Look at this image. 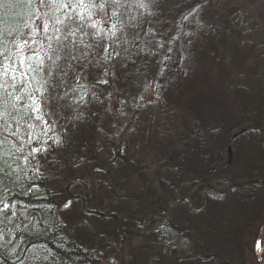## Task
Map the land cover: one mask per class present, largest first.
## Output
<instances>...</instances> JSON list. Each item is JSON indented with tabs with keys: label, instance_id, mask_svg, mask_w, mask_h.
Instances as JSON below:
<instances>
[{
	"label": "snow or ice",
	"instance_id": "6c2138e0",
	"mask_svg": "<svg viewBox=\"0 0 264 264\" xmlns=\"http://www.w3.org/2000/svg\"><path fill=\"white\" fill-rule=\"evenodd\" d=\"M207 3L193 0L165 30V0H0V264L49 260L18 243L31 216L21 197L38 196L37 179L85 129L108 141L134 131L132 118L161 99L210 27ZM22 176L29 183L19 190ZM252 250L264 264V234Z\"/></svg>",
	"mask_w": 264,
	"mask_h": 264
},
{
	"label": "trees",
	"instance_id": "16d2710c",
	"mask_svg": "<svg viewBox=\"0 0 264 264\" xmlns=\"http://www.w3.org/2000/svg\"><path fill=\"white\" fill-rule=\"evenodd\" d=\"M166 1H168L169 7L165 6L161 22L165 30L169 28V25L164 23V20L171 22L173 17L178 19L180 11H186L188 7L193 5V0H171L172 3H169V0ZM186 4L188 6H185ZM232 4L233 2L229 6H232ZM225 9L220 4L215 7V5H211L208 2L203 10L206 16L203 14L202 18L210 27H205L199 33L200 36L205 38L203 40L205 42L201 44V47L205 45L206 49H209L211 52L210 61L215 71L219 72L220 75H223L222 61L219 57L220 50L222 47H230L232 44L230 38L235 31L229 26V19L232 24L233 21L227 16ZM227 9L230 10L229 8ZM211 31L212 35H210ZM194 42L188 46L190 51L195 47ZM198 60L190 52L186 68L183 64L174 66L172 75L169 81L165 83L161 96V99H163L168 97V95H172V97L178 95L179 108L176 112L168 111V116H172L173 120L168 127H165L162 134L171 131V133L176 134L179 141H174L170 144H167V142L161 144L160 141L157 144V141H148L146 147L149 149V153L145 157L144 162L149 163L150 159L152 161V156L157 154L154 162L157 163L158 167L153 166L155 171L150 175L153 176L152 182L158 187L157 193L162 192L170 200H180L181 206L188 204L186 203L188 200L194 202L197 197L201 200L197 202L198 207L196 205L191 208L190 213L199 217L198 220L203 219L202 231L204 235L213 236L211 239L214 240L213 244L216 246V250H211L214 245L207 244L204 245L207 248L206 251L194 252L191 250L189 256L192 253L193 256L199 257L201 261L198 260V264H245L246 261L244 262V260L248 259L247 257L252 251L251 238L254 237V234H257V228L264 223L260 216L261 213H259L261 211L260 205L263 206L264 204V158L253 159L251 156V150H255L252 152H258V157H260V154L264 157V105L259 100L255 102L256 104L253 107L246 106L247 103L245 102L244 108H242L244 113H241L239 120H237V115L233 109H223L225 100L232 96L230 91L226 89L227 86L222 84L219 87L212 88L213 90L211 91L207 90L205 83L209 74L201 72L199 66L195 65L194 62ZM184 71L188 72L187 76L183 74ZM195 73L197 77L194 78ZM262 98H264V95ZM262 101L264 103L263 99ZM153 109L150 107L145 110V112L150 111L152 113L147 121L141 119V112L132 118L129 124L138 126L133 132L129 133L127 138L135 137L141 130L145 132L149 121L158 119L157 111H151ZM144 124L146 125L142 128ZM214 125L219 126L217 130L214 129ZM157 128L155 127L156 130H158ZM253 129H259V131H254ZM231 132H235V135ZM226 134L228 136L225 138ZM242 136H244L243 145L246 147L244 151L246 160H244V152L240 153L239 158L243 161H240L236 171H232L233 175L228 176L221 184L226 188L221 190L224 193L223 195L218 193L220 192L219 190L211 189L210 191V185L216 186L221 183L218 172L225 170L227 160H229L227 158L228 145L234 146ZM96 137L101 136L85 129L78 134V139L69 145L68 153L73 154L76 146L77 151L75 153L78 155L83 153L89 143L98 141ZM165 139H168V137L165 136ZM252 147L254 149H251ZM134 160L136 163L139 162L135 158ZM139 167L138 169L137 167L133 168L131 174L138 173L142 179L144 173H142L141 166ZM239 167L244 169L239 170ZM151 168L150 166L149 169ZM67 169V171H64L63 179L54 188L50 186L47 180L48 177L44 173L36 181L40 185L38 196L36 198L32 196L21 197L25 202H31V207L29 208L31 216L29 221H27L29 227L25 228L22 225L24 235L18 243L25 249L24 254L28 256L33 251L31 248L33 244L39 247L42 253L47 250L49 260L43 262V264H100V260L104 256V249H116L115 247L120 244H126L131 233L136 232L133 220L135 217L134 213L140 210L137 208L132 213L131 208H126L128 219L122 220L117 214V210H114L117 207V204H115L111 206L112 208L105 215L102 210L105 205H101L104 203H94L92 201L93 198L89 197V193L81 194L78 188L71 186L75 179L70 181L69 168ZM185 181H189L192 184L197 182V184H194L191 188L180 187V185L186 183ZM28 183L29 180L24 179L22 176L20 184L16 187L19 190H23ZM201 187L205 188L203 190L208 189L205 198H201ZM146 192L148 193V191ZM141 193H143L141 194L143 198L140 201L147 205L153 197L149 194L150 199H146L144 189ZM226 195H230V197H227L224 200L225 203L222 204L227 205V203H230L237 207V204L241 203L240 207L244 211L241 212L242 215H238V219L234 222L228 218H223L219 221L216 219V223H212L210 218L205 219L208 212L213 214L217 204L215 199L220 200ZM62 200L63 202L72 200L73 205H78L77 210L81 216L75 219L70 217L66 218L67 220H63L60 215ZM197 208L200 210L197 211ZM87 218L97 223L95 229L93 228L94 230L89 227L92 236L95 238V246L80 241L78 234L75 233L77 228H85L88 225V221H85ZM252 221L253 224L250 227L249 225H251ZM174 224L175 220L173 219L170 223H165L163 229L160 230L159 228L157 231H152L150 237L153 238L154 242L152 245L155 248L152 251L154 252L152 255L154 259L149 256L145 257L144 259L149 261L145 264H164L167 262V257H169L166 254L167 252L163 255L161 254L162 251H160L163 249V241L171 238L174 234L177 235V233L185 235L188 230L185 225L180 230H177ZM256 224L258 227H256ZM174 228L173 233L167 231ZM199 230L200 226L197 231ZM131 238L136 237L132 236ZM110 239L112 240L110 241ZM170 240L173 243L175 239L173 240L172 238ZM196 242L199 243L197 240ZM218 242L222 243L223 246L218 245ZM200 246L203 247V244ZM169 249L170 247L167 251ZM132 252L134 253L133 250ZM53 258L55 259L53 260ZM107 259L109 264H117L116 261L112 260L111 256ZM140 259L142 261V258Z\"/></svg>",
	"mask_w": 264,
	"mask_h": 264
},
{
	"label": "rangeland",
	"instance_id": "374dc122",
	"mask_svg": "<svg viewBox=\"0 0 264 264\" xmlns=\"http://www.w3.org/2000/svg\"><path fill=\"white\" fill-rule=\"evenodd\" d=\"M208 2L211 5H215V7H218L220 4L221 7L226 8L225 13L233 21L232 24L229 19V26L235 30L232 37L230 38L232 41L230 47H222L220 50L221 52L219 57L222 61L223 75H220V73L215 71L213 68L214 66L210 61L211 52L209 49H206L205 45L201 47V44H204L205 42L203 41L205 39L203 36L198 34L195 37V47L194 49H191L190 52L192 55H194L195 59H199L194 63L196 66H199L200 71L209 74L206 77L207 82L205 83L207 90L211 91L213 90L212 88L219 87L222 84L227 86L226 89L230 91L232 96L225 100L223 109H233V111H235L234 113L237 115V120H239L241 113H244L242 108H244L245 102L247 103L246 106L253 107L256 104L255 102L259 100L260 103L264 105L262 101V99L264 100V98H262L264 95V0H210ZM231 2H233V4L232 6H229ZM169 3H172V1L169 0ZM165 4V6H168V1L165 0ZM185 6H188V4ZM203 14L204 12H202L201 15ZM204 15L206 16V14ZM212 34L213 33L211 31L210 35ZM195 77H197L196 73L194 74V78ZM177 97L178 95L176 97L168 95V97L160 99L154 106H152L154 109L151 111H157L158 119H152L151 122L149 121L145 132L141 130L135 137L127 138L129 133L133 131H126L122 139L113 141H108L104 137H96L98 141L89 143L87 149L84 150L83 153L79 155L75 153L77 151V146L73 154H69L67 149V151L63 153L61 157H55L57 162L54 165H48V171L45 172V175L48 177L47 180L52 188L60 183V180L64 177V171H67V168H69V176H71L70 181L75 179L71 186L78 188L81 194L85 195L89 193V197L93 198L92 201L94 203H104L101 205H105L102 208L105 215L108 214V211L112 208V205L117 204V207H115L114 210H117V214L122 220H127L128 217L126 216V208H131L132 213L135 212L137 208H139L140 211L134 213L135 217L133 219L136 232L131 233L126 244L122 243L115 247L116 249H104V256L100 260V264H109L107 258H110V256L112 260L116 261L117 264H145L149 262L144 258L147 256L153 258L152 255L154 252L152 251L155 249L152 246L154 242L153 238L150 237V234L152 231H157L159 228L160 230L163 229L165 223H170L173 219L175 220L174 225L176 226L175 228L177 230H180L183 225H185L187 227L186 229L188 230L185 235L177 233V235L174 234L171 238L165 239L163 241V249L160 250L162 251L161 254L164 255V253L167 252L166 254L169 256L167 257V262L164 264L190 263L191 261H189V255L191 250L194 252L206 251L207 248L204 245H214V240L211 239L213 236L204 235L202 231L203 219L198 220L199 217L190 213L191 208L197 205V202L200 200V198H195L194 202H190L188 200L186 202L188 204L181 206L180 200H170L169 197H165L162 192L157 193L156 190H158V187L152 182L153 176H150L152 172L155 171L153 166L158 167V165H156L157 163L154 162V158L157 156V154L152 156V161L150 159L149 163L144 162L145 157L149 153V149L146 147L148 141H157V144L159 141L161 144L163 142L170 144L174 141H179L176 134L171 133V131L162 134L165 127H168L173 120L172 116H168V111L172 110L176 112L179 108V100H177ZM151 114L152 113H150V111L145 112V110H143L140 113V117L141 119L147 121L149 120ZM145 125L146 124L142 125V128ZM137 126L138 125L136 124L128 125V127L134 130L137 128ZM214 126L215 130H217L219 127L218 125ZM155 127H158V130H156ZM173 134L174 136H172ZM233 134L235 135V132ZM165 136H167L168 139H165ZM226 136L228 135L226 134L224 137L226 138ZM239 140L234 146L228 145L229 148H227V158H229V160H227L225 170L223 172H218L221 183L220 185L216 186L210 185V191L213 189L219 190L222 193L221 190L226 188L221 184L228 176L233 175L232 171H236L240 161H243L240 160L239 154L244 152L246 149V147L243 145L244 136H242ZM251 149L254 148L252 147ZM252 151L255 150H251V156L253 159L264 158L262 154H260V157H258L257 155L259 153ZM245 154L246 153L244 152V160H246ZM81 156L83 157L82 160H80ZM134 158L139 162L136 163ZM77 161L80 163L78 167L75 166ZM139 166H141L142 173H144V177L142 179L139 177L140 174L138 175V173H134L133 175L131 174L132 169L135 167L138 169L140 168ZM150 166L152 167L151 169H149ZM96 169L102 170L96 171ZM238 169L243 170L244 168L239 167ZM185 182L186 183L184 185H180V187L183 188V186H185L187 188H191L194 184H197V182L194 184L189 181ZM203 188L204 187H201L202 191H200L202 196L201 198H205L208 191L207 188V190H203ZM143 189L145 190L144 194L147 197L146 199H150L149 194H151L153 197V199H151L147 205L140 201L143 198L141 196V194H143L141 193ZM146 191H148V193ZM227 197L228 196L226 195V197L223 196L220 200L215 199V201H217L215 210L213 214L208 212V215L205 216V219L210 218L212 223H216V219L219 221L223 218H228L233 222L237 220V216H241V212H244L240 207L241 203L237 202L239 203L237 204V207L231 205L230 203H227V205L222 204L225 203L224 200H226ZM77 207L78 205H73V209L68 211L63 210L60 207L61 218L65 220L66 218L70 217L72 219L80 217L81 215L77 210ZM196 207H198V205ZM260 208L261 211H259V213H261V219L264 221V204L263 206L260 205ZM85 221H88V225H86L85 228H77L75 233L78 234L77 236L79 237L80 241L86 244L90 243L89 245H94L95 238L92 236L89 227L91 229H95L97 223L92 219L88 220V218ZM252 224L253 221L249 226L251 227ZM199 226L200 230L197 231ZM256 227H258L257 224ZM175 228L168 229L167 231L169 233H173ZM257 229V234H254V237L251 238V244H253L255 238H259L261 234H264V223ZM132 236H135L137 239L131 238ZM172 238L173 240L175 239L172 243L173 246H168V241ZM111 240L112 239H110V241ZM194 240L195 242H193ZM196 240L200 244L197 243ZM202 244L204 248L200 246ZM218 245L221 247L223 246L220 242H218ZM169 247L170 249L167 251ZM211 250H216V246L214 245ZM160 251H158V253H160ZM249 254L250 255L247 257L248 259L244 260V262L246 261L245 264H258L253 250L250 251ZM140 258H142V261H140ZM192 262L191 264H194Z\"/></svg>",
	"mask_w": 264,
	"mask_h": 264
}]
</instances>
